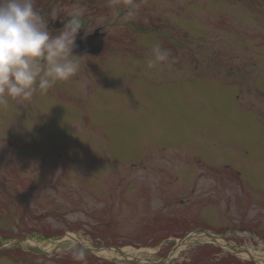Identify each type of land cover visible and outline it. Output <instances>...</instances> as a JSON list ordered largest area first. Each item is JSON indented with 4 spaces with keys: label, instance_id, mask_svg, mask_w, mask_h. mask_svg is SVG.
<instances>
[{
    "label": "rangeland",
    "instance_id": "rangeland-1",
    "mask_svg": "<svg viewBox=\"0 0 264 264\" xmlns=\"http://www.w3.org/2000/svg\"><path fill=\"white\" fill-rule=\"evenodd\" d=\"M33 4L104 47L0 108V244L21 242L0 264H134L55 245L67 235L153 263L255 264L178 242L206 231L264 256V0ZM157 43L169 57L149 68Z\"/></svg>",
    "mask_w": 264,
    "mask_h": 264
},
{
    "label": "clouds",
    "instance_id": "clouds-1",
    "mask_svg": "<svg viewBox=\"0 0 264 264\" xmlns=\"http://www.w3.org/2000/svg\"><path fill=\"white\" fill-rule=\"evenodd\" d=\"M82 29L73 16L51 35L33 0H0V108L8 99L31 101L36 93L46 95L58 82H68L80 68L74 55L77 34ZM148 67L168 60L169 53L157 43Z\"/></svg>",
    "mask_w": 264,
    "mask_h": 264
},
{
    "label": "bare ground",
    "instance_id": "bare-ground-1",
    "mask_svg": "<svg viewBox=\"0 0 264 264\" xmlns=\"http://www.w3.org/2000/svg\"><path fill=\"white\" fill-rule=\"evenodd\" d=\"M204 238H207L206 242H210L215 244L218 247L223 248L225 251H232L234 254H236L240 259L242 260H248V261H252L255 264H263L264 261V256H260L257 252H255L254 250H251L249 248H245V249H233L231 247L230 244H227L223 238L221 237H208L207 235H191L188 239H186L184 242H180L179 245H183L186 244V242H194V241H204ZM63 242H69L71 244H75L77 242H79V240L72 236V235H67L63 240L55 242L56 244H60ZM32 243L37 245L35 243V241L32 240ZM88 248V246H86ZM92 253L99 255V256H104V257H111V258H118V259H123V260H140L139 258L136 257V255L139 252H136L134 250H129V249H124V250H120V251H116L113 249H100V250H93L90 249ZM174 254V253H173ZM171 254L169 256V258L173 255ZM169 258L166 259L165 261L161 262L160 264H165L167 261H169ZM151 264H159V263H151Z\"/></svg>",
    "mask_w": 264,
    "mask_h": 264
},
{
    "label": "water",
    "instance_id": "water-1",
    "mask_svg": "<svg viewBox=\"0 0 264 264\" xmlns=\"http://www.w3.org/2000/svg\"><path fill=\"white\" fill-rule=\"evenodd\" d=\"M57 27V26H55ZM54 27V28H55ZM103 46V35L98 32H94L92 35L84 36L82 33H78L76 37V47L75 49L80 52V54L86 55H97L101 52ZM207 234V233H205ZM209 235V234H208ZM20 241L13 242L6 246H0V250H10L15 249L20 245ZM79 246L83 247L81 244L77 243ZM90 251V250H88ZM160 264V263H159Z\"/></svg>",
    "mask_w": 264,
    "mask_h": 264
},
{
    "label": "flooded vegetation",
    "instance_id": "flooded-vegetation-1",
    "mask_svg": "<svg viewBox=\"0 0 264 264\" xmlns=\"http://www.w3.org/2000/svg\"><path fill=\"white\" fill-rule=\"evenodd\" d=\"M82 23V22H81ZM67 24V22H59L57 19H49L48 20V29H50V31L51 30H53V31H59V30H62L63 29V27L65 26ZM84 24L82 23V29H81V31H80V33H82L84 36L85 35H91L93 32H98V33H100V34H102L103 35V45H104V33H102L99 29H95L92 33H88V34H85L84 33V31H83V29H84V26H83ZM55 26H57V27H55ZM55 27V28H54ZM104 47V46H103ZM103 47H102V50H103ZM102 50H101V52H102ZM74 51L76 52V50L74 49ZM100 52V53H101ZM76 53H78V52H76ZM78 55L79 56H81L79 53H78ZM10 143V145L12 146V143L11 142H9ZM9 145V146H10ZM36 239H41V237H40V235H38L37 237H36Z\"/></svg>",
    "mask_w": 264,
    "mask_h": 264
}]
</instances>
